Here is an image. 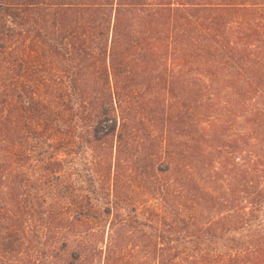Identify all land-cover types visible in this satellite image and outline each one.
Instances as JSON below:
<instances>
[{"label":"trees","instance_id":"trees-1","mask_svg":"<svg viewBox=\"0 0 264 264\" xmlns=\"http://www.w3.org/2000/svg\"><path fill=\"white\" fill-rule=\"evenodd\" d=\"M240 11L260 16L230 27ZM263 12L264 0H0V264H264L261 224L230 251L197 248L264 215V155L227 157L264 145ZM239 108L248 133L232 128ZM42 156V180L29 177ZM65 164L74 174L48 185ZM185 237L197 242L179 250Z\"/></svg>","mask_w":264,"mask_h":264},{"label":"rangeland","instance_id":"rangeland-1","mask_svg":"<svg viewBox=\"0 0 264 264\" xmlns=\"http://www.w3.org/2000/svg\"><path fill=\"white\" fill-rule=\"evenodd\" d=\"M151 1V0H149ZM248 10H255V8H250ZM264 13V12H263ZM242 16V17H241ZM260 14L259 15H255L253 12L248 16V15H245L243 14V11H240V13H238L236 16H234L231 20V26L232 28H236L234 27L233 25H238L240 22L242 21H245L247 24H255L254 23V20L259 18ZM231 41H234V40H231ZM230 41V42H231ZM198 70V69H197ZM197 80V79H196ZM200 81H204V79H202V77H200ZM201 85V84H200ZM203 85V84H202ZM212 89L214 90H218L220 88V84L218 82L214 83L212 86H211ZM202 92H205L204 90H202ZM203 100H205V98H203ZM260 108V110L262 112H264V105H263V101L259 100L257 102V104H255V107L254 109H258ZM243 109L246 110V107H244ZM247 109H251V107H248ZM228 113H230L229 111H227ZM242 109L239 108V109H234L233 112L231 111L232 113V116L235 115V118H234V123L235 126L232 127L234 128V130H236L238 133H248L249 129L247 126V120L248 118H246L247 116H243L242 117ZM250 146H258L257 145V141L254 139V137H252L251 140H249L248 144L245 145L244 147L242 146L241 148L245 151H240V152H234V153H228L227 154V157H229L232 161H234L235 163H237V165L241 166L242 165V162L244 161V163H251L252 161H254L257 157H259L258 154H261V155H264V145H261L260 148L258 147H255V148H250ZM43 147V146H42ZM42 148H39L38 152L41 153L42 150H40ZM92 155V151L91 149L88 150V153H87V156L90 158V156ZM40 158V157H38ZM41 160H43V162H39L37 164H35L37 166L34 167L32 170H29L28 172V176L30 177V174H32L34 172V175H33V178L36 179L38 177H40L39 175L42 174V171L44 170V168H47V159H45L44 156H42V158H40ZM259 160H262L264 161V157H260ZM217 166V163L215 162V167ZM78 167V165L76 166ZM62 171L60 173H55L53 175V177L50 178L49 182L50 183H47L48 185H53V187L55 186V184L58 183V180H56L55 176L57 177H60L64 180H66V178L69 176V174H74L73 170H75L76 168H71L68 164H65L64 166H62ZM213 168L211 169L210 171V174L212 175L213 174ZM245 168V167H243ZM81 170V169H80ZM81 172V171H80ZM78 179L79 181H81V184L84 186V188H89L88 184H87V178H86V175H87V172L83 173H78ZM38 179H41V178H38ZM72 179H77L76 176H72ZM42 180V179H41ZM196 183H200V184H203L202 182V179H199L197 177V179L195 180ZM205 181V180H204ZM207 182V181H205ZM32 183H35V182H32ZM261 187L264 188V181H261V184H260ZM134 190V189H133ZM208 191L213 195V196H216L217 198V202H221L222 201V197H226L227 195V192H228V187L226 186V183H224L223 181L221 180H218L217 183H214L211 185L210 189H208ZM74 194L76 195L77 193L74 192ZM87 195V194H86ZM100 202H103V203H99L101 204V206H104V201H100ZM144 211V209L142 207H138L137 211ZM217 215H215L213 218H209V221H214V220H219L221 217H225V216H231V214H229L230 212H227V211H221V212H218L217 211ZM208 215V214H207ZM150 216V213L149 212H144V214L142 213V215L139 216V219L141 220V222H146V218H148ZM206 216V215H205ZM264 215L263 213H260V217H259V220L258 221H255V220H252L251 223H248L247 225H244L242 226L240 223L238 222H235V223H229V225L227 224L226 227L228 228V230L222 235V240H218L216 244H211L208 239H204L201 243H199L198 247H201L199 249H203L204 251L207 250L208 248L210 250L216 248V251L218 252H226V251H230L229 249V244H230V241L231 239H234L236 243H239L240 242V239H245L244 238V235L248 234V233H252L251 230H254V229H257V224H261V225H264V219H260L262 218ZM207 217V216H206ZM207 219V218H205ZM162 224L165 222L166 224L167 223H170L171 222V219H165L164 221L162 220L161 221ZM164 223V224H165ZM228 223V222H227ZM149 222L146 224V226H148ZM210 224V223H209ZM208 223H205V224H202V229L205 230L207 229ZM106 227H103L102 225V230L101 231H96V229H87L86 233L85 234H92V236H97L100 232H103V235L105 236L108 232V228H107V223L105 225ZM153 226L155 228V223H153ZM162 226H158V228L160 229ZM128 232L125 230V235L128 236L129 234L133 235L135 234L134 231H132V229H127ZM80 232V236H85L83 233H82V229L79 230ZM150 232H152V229L151 231L150 230H147L146 233L147 235L150 234ZM153 233V232H152ZM100 235V234H99ZM138 235V234H137ZM133 238V237H132ZM151 240H154L155 241V236L153 237H150ZM136 239H131L130 242L127 243V247H134L135 249L139 250L140 248V244L139 243H134ZM194 242H197V239L195 237H185L184 240H179L176 242V244L179 246V250H183L185 248H192L194 246ZM93 246V244H91ZM101 246V245H99ZM150 251V250H148ZM152 255V254H151ZM148 255V258L147 259H142V264H155V258L153 257L154 254L152 255ZM23 256L25 258H30L31 257V253H29V255L27 254H23ZM182 259L186 257V253H182L181 255ZM182 259L180 260V263L181 264H184V261H182ZM182 261V262H181ZM178 263V264H180Z\"/></svg>","mask_w":264,"mask_h":264}]
</instances>
